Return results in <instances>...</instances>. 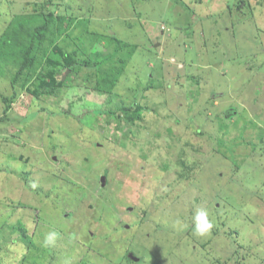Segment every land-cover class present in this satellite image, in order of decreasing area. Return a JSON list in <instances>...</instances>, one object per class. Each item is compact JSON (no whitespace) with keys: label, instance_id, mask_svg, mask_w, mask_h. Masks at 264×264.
<instances>
[{"label":"rangeland","instance_id":"obj_1","mask_svg":"<svg viewBox=\"0 0 264 264\" xmlns=\"http://www.w3.org/2000/svg\"><path fill=\"white\" fill-rule=\"evenodd\" d=\"M0 264H264V0H0Z\"/></svg>","mask_w":264,"mask_h":264},{"label":"trees","instance_id":"obj_2","mask_svg":"<svg viewBox=\"0 0 264 264\" xmlns=\"http://www.w3.org/2000/svg\"><path fill=\"white\" fill-rule=\"evenodd\" d=\"M44 17L40 23L33 25L31 28H26L24 24H19L18 29L13 31V34H15L16 39H22L21 43L19 45L18 42H15L16 46L14 55L20 56V65L19 69L28 67L29 69H34L35 61L38 60L37 57L32 56L33 52H36L38 55V51L40 49H44L43 42L47 38V32L50 31V24L52 23V18L50 16H47L45 14L41 15ZM10 42H7L9 44ZM44 51V50H43ZM42 51V54H43ZM88 64V62H85ZM72 64L69 62V64H65L60 69L56 70L53 74L54 82L51 86H54L56 83H60L62 80L63 72H69L71 70ZM54 91V87H50L47 90H44V92H47L51 94ZM124 111H126V118L133 122L136 118L140 117L139 111L135 109H131V107L123 108ZM128 110H132L131 113L127 112Z\"/></svg>","mask_w":264,"mask_h":264},{"label":"clouds","instance_id":"obj_3","mask_svg":"<svg viewBox=\"0 0 264 264\" xmlns=\"http://www.w3.org/2000/svg\"><path fill=\"white\" fill-rule=\"evenodd\" d=\"M208 214L204 210H200L196 217V227H195V234L199 236L207 235L209 230L212 228V224L209 222L207 218ZM58 234L56 232H49L45 235L43 240V245L45 247L50 246L55 243Z\"/></svg>","mask_w":264,"mask_h":264},{"label":"water","instance_id":"obj_4","mask_svg":"<svg viewBox=\"0 0 264 264\" xmlns=\"http://www.w3.org/2000/svg\"><path fill=\"white\" fill-rule=\"evenodd\" d=\"M102 180H104V178L102 177Z\"/></svg>","mask_w":264,"mask_h":264}]
</instances>
